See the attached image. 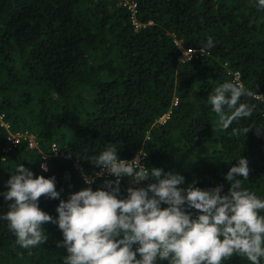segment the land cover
I'll use <instances>...</instances> for the list:
<instances>
[{
	"label": "trees",
	"instance_id": "16d2710c",
	"mask_svg": "<svg viewBox=\"0 0 264 264\" xmlns=\"http://www.w3.org/2000/svg\"><path fill=\"white\" fill-rule=\"evenodd\" d=\"M137 2L138 30L117 0H0V114L10 124L9 130L0 125V192L23 164L34 175L54 176L66 200L89 186L84 178L99 168L90 159L111 145L121 159L141 151L149 168L180 173L179 187L223 184L225 192L224 174L240 155L250 169L242 187L264 198V131L257 135L253 126L245 137L230 135L233 127L264 123V9L255 0ZM208 37L214 46L206 55L179 61L175 40L189 52ZM236 73L255 93L241 98L254 109L221 129L207 96L225 81L236 82ZM15 132L34 133L40 150L5 151ZM53 144L60 155L43 172L42 155ZM104 180L93 179V190ZM120 188L126 195L125 185ZM8 203L0 196V214ZM58 203L39 198L53 217ZM7 223L0 220V264H64L67 251L57 247L62 234L55 224L43 225L45 243L24 249ZM222 264L250 262L234 253Z\"/></svg>",
	"mask_w": 264,
	"mask_h": 264
},
{
	"label": "clouds",
	"instance_id": "9594fccd",
	"mask_svg": "<svg viewBox=\"0 0 264 264\" xmlns=\"http://www.w3.org/2000/svg\"><path fill=\"white\" fill-rule=\"evenodd\" d=\"M264 9V0H255ZM214 46L208 37L200 48L203 53ZM189 55V59H190ZM254 92L239 82L225 81L211 90L207 105L218 116V126L228 129L234 121L249 117L254 105L242 101ZM255 126L256 134L264 123L233 127L230 135L243 136ZM142 152L132 159H121L117 148L105 146L90 160L100 168L97 176L107 175L95 190L88 187L60 199L55 177L45 178L23 164L15 166L0 192L8 210L0 214L16 243L24 249L42 245L48 239L44 224H55L67 255L64 264H222L233 254L242 255L250 264L264 259V198L242 187L241 177L249 176L248 160L239 155L228 168L224 185L211 188L184 183L178 172L145 167ZM40 168L47 172L46 163ZM130 177L126 195L121 194V178ZM150 181L137 187L142 182ZM59 199L53 217L39 207V198ZM162 205H164L162 207Z\"/></svg>",
	"mask_w": 264,
	"mask_h": 264
},
{
	"label": "built area",
	"instance_id": "2783aa9c",
	"mask_svg": "<svg viewBox=\"0 0 264 264\" xmlns=\"http://www.w3.org/2000/svg\"><path fill=\"white\" fill-rule=\"evenodd\" d=\"M117 1H118L119 6L125 7L131 12V16H132L131 18L133 20V25L136 27V29L138 30L139 28H141L142 27L141 24H139L137 22V19H136L137 7H138L137 0H117ZM175 44L179 47V49L182 50V52H181L182 56L179 59V61L181 63L189 62L194 56L206 55V52L204 51L202 53L200 51V49L189 51V52L185 51L184 49H182V44L180 41L175 40ZM189 55L191 57L190 59H189ZM234 76H235V81L240 83L239 74L236 73ZM168 118H169V115H165L160 119V122L164 123V122H166V120ZM0 125L7 130H9V128H10V124L6 121L5 116L1 115V114H0ZM7 140L10 143V145L5 147V149H4L5 151L12 150L13 147L22 146V145H26L27 149H29V150H36V149L40 150V145L38 143L37 136L31 132L11 133V134H9V137ZM50 149H51V151L49 154H43L42 155L43 163H46V165H47V161L49 160L50 157L60 155V152L58 150V146L56 144H53ZM141 163L145 167H148L147 163H146V155L145 154H143V156L141 157ZM47 168H48V165H47ZM99 171H100V168H98L97 172H99ZM85 178H87L89 180H93L96 178H98V179H113V177H108L106 174L102 175V176H97L95 174L94 177L87 176ZM85 178H84V181H85ZM130 180H131L130 177H122L120 185L124 184L126 189H127V187L132 186V185H130Z\"/></svg>",
	"mask_w": 264,
	"mask_h": 264
}]
</instances>
